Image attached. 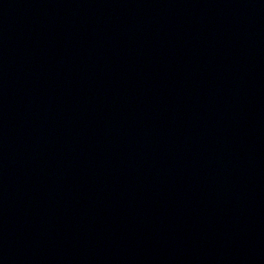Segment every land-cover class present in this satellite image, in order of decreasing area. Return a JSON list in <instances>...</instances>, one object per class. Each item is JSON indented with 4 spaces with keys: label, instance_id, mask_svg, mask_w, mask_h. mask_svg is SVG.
<instances>
[{
    "label": "water",
    "instance_id": "obj_1",
    "mask_svg": "<svg viewBox=\"0 0 264 264\" xmlns=\"http://www.w3.org/2000/svg\"><path fill=\"white\" fill-rule=\"evenodd\" d=\"M0 264H264V0H0Z\"/></svg>",
    "mask_w": 264,
    "mask_h": 264
}]
</instances>
